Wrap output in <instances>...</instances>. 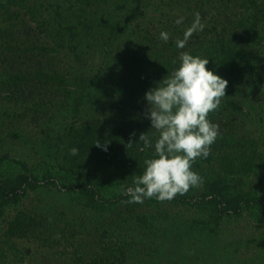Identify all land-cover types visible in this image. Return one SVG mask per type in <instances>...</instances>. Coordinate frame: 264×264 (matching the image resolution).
Instances as JSON below:
<instances>
[{
    "label": "rangeland",
    "instance_id": "obj_1",
    "mask_svg": "<svg viewBox=\"0 0 264 264\" xmlns=\"http://www.w3.org/2000/svg\"><path fill=\"white\" fill-rule=\"evenodd\" d=\"M260 10L264 0H0V264H264V71L226 87L222 119L209 117L221 126L192 165L200 186L143 203L121 191L154 154L137 140L155 132L148 62L158 82L184 51L160 53L136 24L189 26L198 11L228 40L233 12L260 16L251 35L264 57ZM193 41L207 57L209 38ZM211 187L249 206L222 215Z\"/></svg>",
    "mask_w": 264,
    "mask_h": 264
},
{
    "label": "clouds",
    "instance_id": "obj_2",
    "mask_svg": "<svg viewBox=\"0 0 264 264\" xmlns=\"http://www.w3.org/2000/svg\"><path fill=\"white\" fill-rule=\"evenodd\" d=\"M183 20V16H177L174 23L181 24ZM204 27L200 13L195 12L183 37L177 38L176 47L183 49L191 35ZM169 35L165 30L159 33L165 42ZM208 58L181 51L179 63L170 74L145 91L146 116L155 132L152 135L142 132L137 140L143 142V149L154 148V154L144 159V169L133 177L132 184L122 186L129 203H143L153 197L172 200L203 183V177L192 165L197 157L209 156L210 146L219 135V125L208 119V113L218 108L228 83L206 68ZM78 151L76 147L69 149L72 155Z\"/></svg>",
    "mask_w": 264,
    "mask_h": 264
},
{
    "label": "trees",
    "instance_id": "obj_3",
    "mask_svg": "<svg viewBox=\"0 0 264 264\" xmlns=\"http://www.w3.org/2000/svg\"><path fill=\"white\" fill-rule=\"evenodd\" d=\"M262 11V10H260ZM233 17H235L234 23L236 24V27L233 30V33H231L232 38L231 39H225L224 35L226 31L220 30L218 33L216 32L213 34V30H203V31H196L194 32L191 37L189 38L187 44L185 47L182 49L184 51H189L193 55H200L201 52L198 49H195V44L193 40L201 38H209V42H207V48H204L203 54L207 55L209 57V63L206 65V68L212 69L216 74L221 76L222 78L226 79L228 81L226 87L234 86V83H236L238 80L242 78L244 75H253L254 77L259 76L263 71H264V57L258 55L257 49L255 48L256 42L254 41V37H257V33L254 32L256 31V22H262L263 19L259 16L254 15H247L242 16L239 12H233L232 13ZM241 15V16H240ZM261 15H264V10L261 12ZM192 18V15H189ZM244 20V23L242 22ZM171 22V21H170ZM151 23H148L147 26H141L139 23L136 24V27H134V31L137 33L139 31H142L143 33L140 35L141 38L146 39L149 41L150 46L155 49H158L160 53L163 52L164 55H168L172 50H174L176 47V40L177 38H182L184 30L188 27L186 24L181 23V27H175L174 25L165 28L170 35L169 39L167 42L163 41L159 37L158 30L155 28V26H150ZM167 24V22H166ZM164 24V25H166ZM138 29H140L138 31ZM160 31V30H159ZM215 31V30H214ZM222 34H219L221 33ZM253 32V36L251 35ZM216 37V40H214ZM159 43L157 46L156 44ZM159 53V54H160ZM131 54H135L134 52H131ZM157 55L160 57V55ZM254 54H256L254 56ZM136 55V54H135ZM201 56V55H200ZM155 60V59H154ZM149 65H147V78H149L154 84L156 74L154 72V67L152 66L153 61L148 62ZM130 65V64H129ZM155 67L158 66H166L167 64L165 63H160L157 59L155 60ZM137 66V65H136ZM139 70V69H138ZM132 76V75H130ZM129 75L126 76L123 79V85L124 87H129L131 85H134V82L131 80L129 81ZM141 76V75H139ZM128 81V82H127ZM238 83V82H237ZM128 85V86H127ZM225 100L221 99V103L223 104ZM230 102V100L228 101ZM218 106V108L214 111H210L208 113V119L210 116L215 115L217 118L222 119V114L223 108ZM212 122L216 123V120H212ZM217 124L221 126V120H217ZM66 188H75L73 184H67L63 185ZM215 187H211V194L214 196V199L216 198V202L220 203V208L218 211L220 214H231V213H236V214H241L242 210L244 208H247V206L244 204V200H242V197L237 199V200H232V197L224 192L218 191L214 189ZM0 189H2L4 194H7V185L1 181L0 183ZM183 200H187L186 197H181ZM238 198V197H237ZM232 200V201H231ZM247 204H249L247 202ZM264 207V201H261L260 203ZM253 205H250V207Z\"/></svg>",
    "mask_w": 264,
    "mask_h": 264
}]
</instances>
